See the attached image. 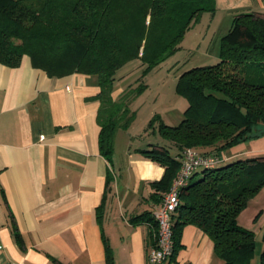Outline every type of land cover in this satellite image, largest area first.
<instances>
[{"label": "trees", "instance_id": "obj_1", "mask_svg": "<svg viewBox=\"0 0 264 264\" xmlns=\"http://www.w3.org/2000/svg\"><path fill=\"white\" fill-rule=\"evenodd\" d=\"M214 11V0H0V62L15 67L27 55L50 76L95 74L98 148L111 160L116 130L131 125V104L147 86L140 77L180 48L195 20ZM133 64L142 71L136 85L131 81L113 98L114 82ZM176 90L188 98L182 119L170 125L154 114L148 127L156 122L167 142L138 149L164 167L153 184L169 189L185 147L218 161L195 169L179 190L170 260L181 246L183 226L194 224L213 241L219 264H252L255 236L237 217L264 187V156L219 165V154L264 134V16L235 13L219 38L218 61L182 70ZM110 180L109 169L107 186ZM149 219L155 232L153 215ZM257 262L264 264V250Z\"/></svg>", "mask_w": 264, "mask_h": 264}, {"label": "crops", "instance_id": "obj_2", "mask_svg": "<svg viewBox=\"0 0 264 264\" xmlns=\"http://www.w3.org/2000/svg\"><path fill=\"white\" fill-rule=\"evenodd\" d=\"M214 2V15L264 16V0ZM124 77L114 82L113 98L131 83ZM99 92L95 74L50 76L27 55L15 67L0 62V264H148L149 217L166 192L153 182L164 167L138 149L167 141L156 122L134 136L138 112L128 128L116 130L112 159L105 158L98 148ZM154 114L150 108L146 119ZM219 155V165L264 156V134ZM237 220L254 233L255 264L264 250V187ZM180 245L169 264L221 262L194 224L183 226Z\"/></svg>", "mask_w": 264, "mask_h": 264}, {"label": "rangeland", "instance_id": "obj_3", "mask_svg": "<svg viewBox=\"0 0 264 264\" xmlns=\"http://www.w3.org/2000/svg\"><path fill=\"white\" fill-rule=\"evenodd\" d=\"M217 22L220 24L218 29ZM231 22L232 17L226 12L215 15L210 12L203 13L185 32L180 41V48L140 77L147 86L131 104L136 115L139 112V116L134 121V136L138 137L143 127H148L152 116L146 119V114L150 108L155 110L159 117L162 115L170 124L180 122L188 104V98L176 90L181 71L195 65L216 62L214 60L218 57L219 37L230 28ZM136 65H126L124 71L130 72L121 81H132L136 85L134 80L142 73ZM146 135L149 136L150 133ZM170 151L172 154L175 153V149ZM255 264L258 262L256 261Z\"/></svg>", "mask_w": 264, "mask_h": 264}, {"label": "built area", "instance_id": "obj_4", "mask_svg": "<svg viewBox=\"0 0 264 264\" xmlns=\"http://www.w3.org/2000/svg\"><path fill=\"white\" fill-rule=\"evenodd\" d=\"M179 169L173 178L169 189L164 193L162 200L153 212L156 221L153 243H151L147 262L148 264H169L174 251L173 216L179 205V190L195 169L215 164L216 156L207 155L194 147H185L179 157Z\"/></svg>", "mask_w": 264, "mask_h": 264}]
</instances>
